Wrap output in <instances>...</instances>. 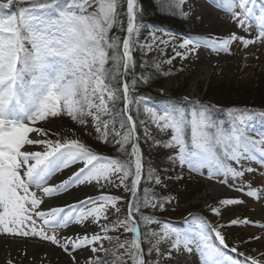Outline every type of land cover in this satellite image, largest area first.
<instances>
[{
	"label": "snow or ice",
	"instance_id": "obj_1",
	"mask_svg": "<svg viewBox=\"0 0 264 264\" xmlns=\"http://www.w3.org/2000/svg\"><path fill=\"white\" fill-rule=\"evenodd\" d=\"M23 3L24 0H0V10L16 9L6 14L0 12V231L13 236H37L41 240H49L71 255L72 248H88L91 253L107 251L101 241H111L112 238L107 233L123 227L125 231L133 234V238L119 243V247L125 248V245H128L126 251L132 264H146L141 247V232L133 219V212H139L142 206L163 211L164 203L168 201H157L145 190L143 205L138 202L137 192L143 163L139 144L133 142L139 138L135 135L136 121L131 115L130 106L133 103L139 105L145 98L139 97L134 101L130 95L129 83L125 81L122 84L124 110L129 114L126 120L120 119L119 128L125 129L127 126V131L122 133L113 127L112 132L119 137L116 143L120 146V151L124 152L125 146L132 144L127 160L99 156L75 139L64 142L45 139L49 133L34 127L49 117L60 116L62 112L74 121L78 120V117L88 115L95 122L97 132H100L107 142L109 124L115 125L116 119L113 116L111 120L103 121L102 130L101 115H112L115 103L120 99L117 93L121 86L113 82H118L121 75H126L133 65V37L139 33L141 27L137 23V0H126V29L122 26L118 12L119 0H30V7L21 6ZM183 3L184 0H178V6ZM226 3L227 10L233 12L234 19L241 27L245 24V20L240 19L241 13L246 18L253 15V8L248 5L260 3V15L255 16L260 26V36L257 39L264 40V3H261V0H239L241 13L234 11L237 6L235 0H226ZM114 28L126 31L122 49L120 38L109 36ZM237 39H240L245 47L255 42L232 34L220 41L218 47L216 41L211 44L217 50L228 51L229 43ZM200 43L198 39L186 38L180 47L188 49L191 46L194 50ZM109 61L112 62L111 67H106ZM147 79L144 78L145 83ZM135 85L136 81L133 80L131 87L134 89ZM94 98L98 103L94 102ZM184 99L189 101L188 97ZM109 102L112 108L109 107ZM144 111L161 131L171 129V139L164 145L168 148L178 147L177 155L171 159L178 160L181 166L187 164L192 171L205 164H211L215 171L210 173L209 178L213 175H223L225 179L220 183H227L228 177L241 178L244 171H253L251 168L238 171L226 160L230 159L236 163L245 159L255 160L257 152L264 158V148L258 147L256 141L245 135L242 126L245 125L246 114L238 109L229 110V115L234 117V124L227 133L211 121L208 115L209 107L201 105L199 101L195 102L190 120L186 119L184 109L175 104L167 105L163 114L151 107H145ZM259 115L264 116V112ZM78 122L85 123L83 119ZM189 124L190 145L185 138V128ZM213 127L217 128L215 139L206 131L207 128ZM34 132L41 139H30V134ZM145 134L148 135L147 129ZM218 144L227 145L231 149L225 150L226 159L217 155L214 145ZM26 145H42L45 150L22 151ZM261 162L264 163V159ZM78 163L83 166L76 168L68 179L55 186H46L53 175ZM117 174L120 184L131 191L133 197L128 205L126 219L117 220L111 228L102 225L101 232L105 233L103 236H89L84 233L74 237L66 236L61 243L55 234H47L46 229L54 233L57 229L67 228L71 223L83 225L89 218L97 224L102 219L107 220L106 210L109 205L116 208L118 198L109 195H101L98 199L89 197L77 205L67 206V209L56 207L45 212L37 211L42 200L37 198L35 192H30V187L35 186L51 197L67 191L73 185L101 180L111 182L110 178ZM129 177H132L130 187L125 184ZM148 178H154L157 184L160 183L159 177H153L151 172ZM177 179L182 177L178 176ZM247 194L258 196L257 192L251 190V186ZM238 202L229 199L220 201L225 206ZM29 204L31 208L28 207ZM81 204L98 206L85 210L79 206ZM212 211L219 214L216 209ZM33 214L43 221L39 229ZM140 221L146 227L152 223H162V236L151 230L144 233L145 237H157L156 243L148 249L149 254L155 250L157 255H160L159 241L167 238H173L171 249L167 253L169 259L172 251H179L181 246L185 250H191L193 240L187 234L175 232L170 225L152 216H141ZM241 223L250 222L246 219L230 221L232 225ZM197 227L201 230L208 228L214 233L215 241L227 248L225 237L219 228H212L203 220L199 221ZM199 235L203 264H248L249 261L251 264H261L252 257H246L244 261L223 257L219 247L209 242L206 234L201 231ZM148 242L151 243L150 240ZM236 251V248H232V252ZM90 264L104 262L94 257Z\"/></svg>",
	"mask_w": 264,
	"mask_h": 264
},
{
	"label": "rangeland",
	"instance_id": "obj_2",
	"mask_svg": "<svg viewBox=\"0 0 264 264\" xmlns=\"http://www.w3.org/2000/svg\"><path fill=\"white\" fill-rule=\"evenodd\" d=\"M28 2L30 3V0ZM235 3L237 6L234 11L241 13V9L238 6L239 0H235ZM261 3H264V0H261ZM168 5L174 8L182 7L179 14L186 19L184 29L181 30L182 32H178L180 39L170 41L177 49L175 51V59L182 63L185 71L167 80L166 84L160 90L163 96H172L176 92L179 98L188 97V105L194 106L191 103L195 104L196 101H199L201 105L212 102L211 100H206V94L216 89H223L224 93L230 94L231 97L235 94H244V91L247 90H252V92L257 94L264 93V40L257 39L260 36V26L259 22L255 19V16L260 15V3H255L254 5L250 3L248 5L249 8H253V15L246 18L241 13L240 19L245 20L243 27L239 26L238 22L234 19L233 12L227 10L226 0H184V3L179 6L178 0H169ZM9 11V9L0 10L4 14ZM125 17L120 16V19L123 22L122 26L126 29L127 16L125 15ZM167 28L171 29L168 26ZM232 34H235L238 38L253 40L255 42L245 47L241 40L237 39L229 43L228 51L217 50L212 46V41H216L218 47L220 41L229 38ZM109 35L110 37L118 36L120 38L122 49V41L126 36V31H120L119 28H114ZM186 38L198 39L201 43L194 50L191 49V46L188 49L180 47ZM177 53L181 55H177ZM176 64L180 65L177 62ZM94 102L98 103V100L94 98ZM154 109L159 111L158 107L154 106ZM92 111L95 112V109ZM242 112L252 113L253 109ZM79 119H83L85 123H79ZM46 123L48 124L46 125V131H49L56 140L60 139L62 142L75 139L90 149L93 148L89 141L101 144L106 143L101 133L97 132L96 124L91 116L85 115L78 117V120L74 121L62 112L60 116L54 118L49 117L45 121L38 122L34 127L40 128L41 124ZM187 126L190 125H186V128ZM101 128L103 130L102 124ZM116 130L121 131L118 128ZM158 130L161 131L160 129ZM167 135L168 137L170 136L166 130L164 137L158 139L162 140L164 138L166 140ZM29 138L33 140L41 139L35 132L31 133ZM44 138L52 139L49 136ZM117 139L119 137H116L114 134H109L107 142L115 143ZM156 144L159 147L158 149L163 146L160 142ZM259 145L261 148H264V141L260 140ZM153 148L156 147L153 146ZM32 150L43 152L45 148L42 145H26L22 149V151ZM255 154L259 153L257 152ZM169 161L172 166L176 162L173 159H169ZM230 163L238 171L248 168L253 169V171H244L243 177L236 179L228 177L227 183H220L225 177L223 175H213L209 178L210 173L214 172L215 169L210 168V164H205V166L196 171L191 170V176H189L192 182H200L202 184L201 187L205 190L194 201L185 202L184 196L181 199L179 197L176 198L175 195L178 191L176 188L177 190L172 189L168 191V193L173 194L174 198L172 197L169 204L164 203L163 211L152 207L146 210L140 208L139 212H137L140 217L152 216L156 220L170 225L175 232L187 234L193 240L190 251L185 250L181 246L179 251H172L170 259L167 257V253L171 249L173 238L160 240L158 244L160 255H157V252L153 250L148 257L149 263L203 264L199 233L202 231L206 234L209 242L214 243V240L209 236L207 232L209 230L208 228L201 230L197 227L200 220L209 223L211 221L215 222L216 219V223L225 224L233 219H246L250 223L237 224L235 229L228 232V237L234 243L238 242L245 246L246 242L251 243L253 240L260 243L259 245H264V227L259 226L264 225V163H261L257 158L255 160H243V163H236L232 160ZM82 166V163H78L67 170L53 175L47 181L46 186L58 185L62 180L68 179L76 168ZM164 167L169 173L184 175V172H179L177 168H171L166 164ZM21 176L23 177V169L21 170ZM110 179L111 182L101 180L100 182L93 181L82 185H73L67 191L51 197L46 196L41 189L35 186L30 187V192H35L37 198L42 200L37 211L47 212L51 208L56 207L67 209V206L77 205L89 197L98 199L101 195L111 196L113 192L122 194L118 190L120 187L118 174L113 175ZM184 182L185 184L188 183L186 180ZM249 186H251L252 191L258 193V196H249L247 194ZM175 191L176 193H173ZM243 195L247 197L241 204H239L240 202L238 204L233 203L229 207L218 208V205H222L220 203L221 200H232L233 197L235 200H239ZM164 198H159L157 201H166ZM131 200H133L132 197ZM215 202L216 204H213ZM79 206L87 210V208L98 205L88 204L85 206L81 204ZM28 207L31 208V205L29 204ZM212 209L218 210L219 214H214ZM105 214L108 219H102L99 224L95 223L92 218H89L83 225L71 223L67 228L57 229L54 233L51 230L46 229V231L48 235L55 234L61 243H63L64 237L66 236L74 237L84 233H87L89 236L93 234L103 236L105 233L101 232V226L107 225L111 228V225L117 221V206L113 208L109 205ZM33 219L36 220V227L39 229L43 225V221L34 214ZM138 225L141 232V241L144 237L143 231L151 230L159 233L161 236L163 235L161 231L162 223H154L147 227L144 224ZM126 233L123 227H119L109 231L107 235L114 239H117L121 235V241H127L128 238H133L131 232L125 235ZM150 239L151 243L149 245L151 247L152 244L156 243L157 237H150ZM249 239L253 240L249 241ZM108 241L103 240L101 243L106 247ZM100 252L91 253L88 248H72L71 255H69L63 248L52 244L49 240H41L37 236H13L0 231V264H9V261H11V264H90L94 257H101ZM222 253L223 257H225V253ZM144 258L146 259V257ZM126 264H132V260H127Z\"/></svg>",
	"mask_w": 264,
	"mask_h": 264
},
{
	"label": "trees",
	"instance_id": "obj_3",
	"mask_svg": "<svg viewBox=\"0 0 264 264\" xmlns=\"http://www.w3.org/2000/svg\"><path fill=\"white\" fill-rule=\"evenodd\" d=\"M28 1L29 0H24V3L21 6L30 7L31 4ZM138 1L137 23L141 25V27L139 33L134 35L133 37V65L131 67V70L128 71L126 75H121L118 82H113L114 84L119 83L121 85L117 93L120 99L116 101L112 115H103L101 117V124L103 125V121H109L113 118V116H115V125L109 124L108 129L109 134L113 135V127H115L116 129H120V119L123 118L124 120H126L129 113L125 112L124 110L122 84L127 81L130 85V95L134 101L139 97L145 98L139 103V105L133 103L130 106L131 115L136 121V135L139 138L138 144L142 154L143 163L142 178L140 185H138L137 192L138 202L143 205L145 190H148L149 196H154L156 200L165 197L164 199L168 201L166 203L169 204L173 197V194L168 193V191L176 188L178 189L177 193L176 191L173 192L176 193V198L179 197L181 199L184 196L185 202L194 201L198 196L205 192V190L201 187L202 184H200V182L198 181L192 182V180L189 178V176H191V171L187 168L186 164L181 166L179 161L176 160L173 166L170 165L169 159H171V157H175L178 153V147L168 148L164 146L171 139L172 131L171 129H167V134L169 133L170 136L168 137L167 135L166 140H164V138L162 140H159L158 138L164 137L166 130L159 131V128H157L156 125L152 123L150 115L144 111L145 107H151L154 109L155 106L159 108V113H163L167 105L175 104L180 108L185 107L182 109H184L185 111L186 119H191V111L194 106H189V101H185V97H177L176 92L172 96L166 97L163 96L160 91L170 77L185 71V69L182 67V63L178 62L175 59V51L177 49L170 41L180 39L178 37V32H182L181 30L184 29V22L186 21V19H184L183 16L179 14V11L182 7L174 8L173 6H169V0ZM126 7V0H119L118 11L120 13V16L123 18H126ZM9 10L12 11L16 9ZM91 10L93 9H90V11ZM167 26L171 29L167 28ZM166 35L168 36L166 37ZM27 46L30 47L29 45ZM168 61L171 62L169 63ZM176 62L180 65H177ZM111 63L112 62L109 61L106 67H111ZM157 65L159 66L158 68ZM145 77L148 78L147 83L144 82ZM133 80L136 81L134 89L131 87V83ZM206 100L212 101L208 104H204L209 106V118L225 133L230 132L234 124V117L229 115V110L238 109L242 112L245 110L253 109L251 115H247V113L243 112L246 115L244 116L245 125H243L242 127H244L245 135L250 140L256 141L258 143V147L261 148L259 142L260 140L264 141V116L259 115V113L264 111V93L257 94L252 92V90H247L244 91V94H235L231 97L230 94L224 93L223 89H216L215 91H209V93L206 94ZM191 104L195 105L194 103ZM109 107H113L111 102H109ZM46 125L48 124H41L40 128L46 131ZM145 129H147L148 135L145 134ZM120 130L122 132L127 131V126L125 127V129ZM206 131L213 137V139H215L217 128H207ZM47 132L49 133L48 136L52 138L53 141H55L56 139L54 138V136L49 131ZM185 138L190 145V126H187V128L185 129ZM158 142L163 145L160 149H158L159 147L156 144ZM89 143L91 144L93 149H90L86 145L85 146L93 153L102 157L127 160L129 159V154L131 153L132 144L130 143L125 146L126 150L124 152L120 151V146L116 142H106L104 144H101L98 142L95 143L89 141ZM153 146H155L156 148L152 149ZM214 147L217 155L222 159H226L224 157L225 150L231 151V149L224 144L214 145ZM226 162L230 164V159L226 160ZM241 163H243V160H241ZM165 164L169 165L171 168H177L179 172H184V175L181 176L176 173H169L168 170L164 167ZM150 172L153 177H159V184L155 182L154 178H148ZM178 176L182 177V179H177ZM131 179L132 177H129V179L125 181V184H127L129 187L131 185ZM184 180H186V182L188 183L185 184ZM179 188L182 189L180 190ZM118 190H120L122 194L113 192L111 196L118 198L117 208L119 209V211L117 220H124L127 218L128 205L130 203L132 193L131 191L126 190L125 187L121 184ZM245 198L246 196L243 195L239 200H235L234 197L232 200L239 201L240 203H238L241 204L242 201L245 200ZM213 204H216V202ZM229 206L231 205H218V208ZM141 208L145 210L149 209V207L143 206ZM206 213H208V211H206ZM133 216L136 218L138 224H143L140 221V216L137 214V212H133ZM210 225L212 228H219V230L225 237V242L229 244L231 250L232 248H236L237 253H243V255H241L242 257H252L264 263V255H262L264 253L263 244L259 245L260 243L253 239H249V241H253L251 243L246 242V246L238 242L234 243V241L228 237V232L232 229H235L236 225H232L230 223H216V219L215 222L211 221ZM145 232L146 231H143V234ZM128 233L129 232H127L125 235H127ZM120 237L122 236L119 235L117 239H114L112 237L111 241H108L106 247H104V249H106L107 251L100 252L101 257H99L98 259L104 262V264H126L127 260H131L126 251L127 244L125 245V248L119 247V243L125 242V240L121 241ZM131 239L132 238H128L127 241H130ZM149 240L151 241L150 237L144 236L142 238V248L144 257H146V264H151L148 261V257L150 255L148 252V249L150 248L148 242Z\"/></svg>",
	"mask_w": 264,
	"mask_h": 264
},
{
	"label": "bare ground",
	"instance_id": "obj_4",
	"mask_svg": "<svg viewBox=\"0 0 264 264\" xmlns=\"http://www.w3.org/2000/svg\"><path fill=\"white\" fill-rule=\"evenodd\" d=\"M72 202V201H71Z\"/></svg>",
	"mask_w": 264,
	"mask_h": 264
}]
</instances>
